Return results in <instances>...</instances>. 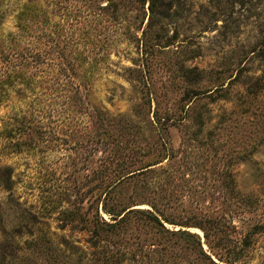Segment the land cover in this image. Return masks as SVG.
Returning <instances> with one entry per match:
<instances>
[{
	"label": "rangeland",
	"instance_id": "obj_1",
	"mask_svg": "<svg viewBox=\"0 0 264 264\" xmlns=\"http://www.w3.org/2000/svg\"><path fill=\"white\" fill-rule=\"evenodd\" d=\"M27 1L0 0L2 37L17 32ZM30 1L41 6L36 46L55 90L12 93L0 103V131L12 122L13 133L24 134L20 145L0 134V169H11V196L19 202L0 188V224L22 227L20 246L34 230L66 264H101L96 259L110 255L118 264H159L144 214L130 212L126 227L96 243L83 229L93 213V179H108L122 163L150 165L102 197L99 215L109 223L116 220L102 206H155L174 222L223 215L237 243L247 225L264 220V59L251 51L264 33V0H164L154 13L148 3L120 0L123 15L113 22L106 16L112 8L98 10L100 17L91 10L119 0ZM72 67L89 71L75 76ZM72 83L80 84L78 93L67 88ZM197 113L201 127L192 119ZM233 192L255 203L238 206ZM66 208L82 220H64ZM186 229L207 251L201 229ZM242 254L233 264H264V232ZM34 264L46 261L37 256Z\"/></svg>",
	"mask_w": 264,
	"mask_h": 264
},
{
	"label": "trees",
	"instance_id": "obj_2",
	"mask_svg": "<svg viewBox=\"0 0 264 264\" xmlns=\"http://www.w3.org/2000/svg\"><path fill=\"white\" fill-rule=\"evenodd\" d=\"M129 1L134 4L136 3V7L139 5L143 7L144 4L148 3V10L152 13L156 12L158 6H162L164 3V0ZM120 6H122V1L120 0L117 2L109 1L104 6L95 7L91 12H93L92 14L95 17H100L98 10L112 8V13L106 16L113 22L118 19L119 15H123V12H119ZM41 14V6L38 3L30 0L25 2L17 15V32L9 33L5 37L0 35V103L6 102L12 93L22 94L23 92L37 97L40 94H46L48 91L55 90L54 83L49 86L46 80L48 71L40 61L41 52L36 46L39 39V31L45 23ZM143 32L144 30H142V34ZM258 45L259 48H254L251 51L261 59H264V33L258 38ZM87 71H89V68L72 67L69 69L70 74L75 76H79L81 72L86 75ZM83 85L84 88L88 87L87 84ZM72 87H74L72 90L74 93L79 92L80 84L75 85L72 83L67 88ZM160 119L162 118L155 116L156 122H160ZM171 119L172 116H167L164 121ZM192 119L195 125L199 127H201L204 121L200 113L193 115ZM12 127V122H5L0 134L5 140H12L13 137H16L17 142L15 144L20 145L22 142L20 138L24 135L22 133L23 131L22 129L19 130L17 135V133H13ZM118 143L119 140L116 141L117 145H119ZM162 146L165 147L164 141L162 142ZM132 149L130 148V150ZM149 165L146 164L139 167L134 164L122 163L118 165L119 169L117 171H113L114 175L108 179H93L95 182L93 186L95 196L91 201L93 213L89 220H86L87 225L83 229L87 228L91 232L94 243L108 240L109 237L117 232L116 228H120L122 224L125 227L128 225L127 220L130 212H139L144 214L140 218L142 223L149 226L153 233L152 237L154 240H152L153 242L151 244L157 246L154 253L158 257L159 264H184V262H195L196 264L203 262L207 264H220L219 262H224L226 264H233L243 257L242 251L252 243V237L264 232V220L256 221L245 227L239 242L232 243L228 236V228L230 226L223 215L214 216V214H209L200 222H174L175 220L160 212L155 206H152L153 211L132 208L127 211L123 209L120 212H113L102 206L103 210L111 215L112 220H116L112 223L105 221L99 215V205L103 199L102 197L106 196L118 182L123 180V177L125 178L128 174L139 169L147 168ZM12 184L11 169L9 167H3L0 169V188L8 192V197L11 198L10 200L14 201L16 205H19L18 201L12 199ZM233 193L235 194V198H237L238 206L242 205V207H248L249 209L255 203V198L252 195H241L239 192ZM59 202H55L54 200L52 203L55 206V203ZM61 213L64 217L63 219L69 222H73L75 219H78L77 222L82 220L78 210L66 208ZM22 217L25 218L23 213L18 216V219ZM164 223L177 224L180 228L171 229L165 226ZM15 226L13 228H7L4 224H0V264H16L15 261L21 258L24 261L22 264H34L35 257L37 256H42L46 264H66L67 260L58 256V249L53 247L50 240H47L42 235H38L34 230L33 232L32 230L26 232V235L31 237L29 240H25L24 246H20L16 240V233H19L22 227L14 230ZM189 227H198L201 229L204 243L208 247L207 251L202 246L203 242L200 235L186 229ZM21 248L24 249V252L19 256L18 250ZM212 256L219 262H216ZM96 261H99L101 264L119 263L112 258V255L97 258Z\"/></svg>",
	"mask_w": 264,
	"mask_h": 264
}]
</instances>
